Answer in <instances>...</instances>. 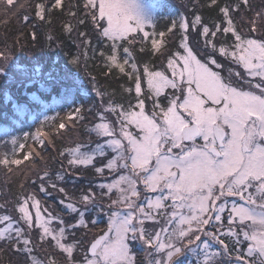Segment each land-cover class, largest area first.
<instances>
[{"label":"snow or ice","instance_id":"1","mask_svg":"<svg viewBox=\"0 0 264 264\" xmlns=\"http://www.w3.org/2000/svg\"><path fill=\"white\" fill-rule=\"evenodd\" d=\"M216 2L211 0L213 5ZM12 3L13 0H7V4ZM240 4L247 7L248 0H240ZM240 4L220 7L222 20L215 23L214 30L203 25L200 16L195 17L191 27L195 31L200 25L199 35L203 38V46L197 50L189 46V25L181 18L179 49L183 51L173 52L162 70L145 63L141 74V66L130 47L123 46V57L120 47L124 42L137 43L139 34L145 39L149 37L146 29L154 27L153 6L145 0H83L85 19L79 23L90 19L98 35L111 42L106 45L110 51L99 53L108 70L106 74L115 69L129 81L134 80V85L124 91L130 97L134 92L135 99L134 103L130 99L127 106L113 100L105 104L106 94L95 89L94 84L100 110L98 122L89 131L99 142L94 147L77 144L59 153L62 158L67 157L69 170L91 167L100 176L107 172L114 177L97 185L101 195L110 200L107 204L110 212L105 213L107 229L91 239L83 264H134L130 241H139L151 250L149 264H177L180 257H194L195 264H218L219 257L230 255L229 243L221 237L234 242L235 264H264V39L245 35L236 27L232 14L239 11ZM61 6L62 0H55L52 8ZM35 15L41 20L45 18L44 4L36 5ZM68 15L75 13L69 11ZM256 16L264 18V13L257 12ZM251 23V32L255 33V21ZM64 31L71 33L73 26L66 23ZM79 36L83 38L87 56L91 42L85 32ZM161 48L153 39V53L160 52L163 56ZM217 56L242 71L229 67L228 75H221L219 69L223 65ZM10 59L0 52L3 61L0 75H4ZM70 63L78 65L79 57H73ZM38 73V69L28 68L16 72L22 81L32 83H38ZM8 100L16 112L26 115L19 97L8 96ZM30 101L35 106L43 103L36 93L30 96ZM48 107L44 105L45 109ZM68 119L74 125L84 120L82 107H76ZM52 120L45 116L40 127L34 133H25L23 140L32 139L41 146L44 140L52 144L50 134L44 130ZM58 127L64 130L66 125L61 122ZM0 131L8 135V129ZM5 143L12 146V155L26 146L19 137ZM8 156L7 152L0 153V164L22 163L18 159L9 160ZM27 159L29 155L25 154L24 160ZM38 179L40 193L46 195L47 189L52 188L63 194L60 203L68 213L78 217L75 223L67 224L61 215L47 208L43 209L45 216L37 195L22 193L14 209L18 218L0 215V241L27 254L31 264H42L32 255L35 245L31 233L38 229L41 244L50 240L66 255L68 264H73L78 242H67L68 233L88 228L85 219L88 209H103L92 189L78 198L70 197L57 183L64 180L63 174L58 173L51 183H46L51 180L47 171ZM147 222L158 227L149 230ZM242 242L247 243L243 253L239 247ZM214 244L223 251L214 249Z\"/></svg>","mask_w":264,"mask_h":264},{"label":"trees","instance_id":"2","mask_svg":"<svg viewBox=\"0 0 264 264\" xmlns=\"http://www.w3.org/2000/svg\"><path fill=\"white\" fill-rule=\"evenodd\" d=\"M255 1L248 0L247 7L240 4V0H217L214 5L211 0L163 1L155 11L154 27L147 29L149 37L145 39L142 34H139L138 42L134 45H126L124 42V45L120 47V55L121 57L124 55L123 46H128L137 64L141 66V74L145 63L157 69L166 56H171L173 52L179 50V42L182 39L179 22L184 10L183 13H186L189 23H192L196 16H200L203 25L213 28L215 23L222 20L220 7L240 4L239 11L232 15L236 26L245 28L246 22L249 21V10L258 8ZM38 3L45 5L43 20L35 15ZM54 3L55 0H13V3L9 5L7 0H0V52L9 55L10 60H15L21 67L42 66L36 77L38 83L21 80L9 82L8 75H0V130L8 129V135L0 131V153L7 152L10 155L13 151L12 146L5 142L12 137H19L26 145L18 151L17 155L23 163L20 165L22 169L26 164H30L31 158L24 160L25 154H29L31 149L38 148L37 143H34L32 139L24 141L23 137L25 133H34L45 116L53 118L44 128L49 134L60 131L58 125L61 122L67 127L69 125L68 115L73 113L76 107H82L84 120L86 116H93L95 120L97 119L100 99L96 96L94 84L95 89L106 94L105 104L113 100L127 106L130 99L135 101L134 92L130 97L124 91L126 87L134 85V80L129 81L126 76L115 69L106 74L108 70L99 53L110 51V47L106 45H110L111 42L105 41L98 35V30L93 27L90 19H86L84 24L79 23V20L85 19L83 0H62L60 9L52 8ZM69 11L74 12L75 16L68 15ZM25 17L28 18L27 21ZM174 21L176 22L175 27H173ZM66 23L73 26L71 33L64 31ZM169 28H172L171 32L168 31ZM80 32H85L91 42L87 46V56L84 55L85 46L82 43L83 38L79 36ZM160 33L164 35L161 36ZM153 39L162 45L163 56L160 52L153 53ZM141 48L144 49L143 52L140 51ZM77 56L79 64H71L70 60ZM127 70L129 69L126 66ZM33 93L41 96L43 103L40 106H35L30 101ZM8 96L19 97L22 100L26 110L25 116L16 112ZM44 105L49 107L45 109ZM89 108L92 109L91 112L88 111ZM84 120L75 124L82 132L90 127ZM59 147L61 149L62 144H58V149ZM53 163L58 165L57 161ZM17 168L19 167L13 165L5 167L0 164V201H16L21 195L22 183L27 179L23 178L22 173L13 174L14 171L19 170ZM10 173L13 175L10 178L7 176L9 179L6 180L3 175ZM91 173L88 169L85 174ZM86 182L79 181V189L84 188ZM11 246L10 244L6 246V242L0 243V264L6 263L4 256L11 258L7 255ZM138 256L142 257L139 252Z\"/></svg>","mask_w":264,"mask_h":264},{"label":"rangeland","instance_id":"3","mask_svg":"<svg viewBox=\"0 0 264 264\" xmlns=\"http://www.w3.org/2000/svg\"><path fill=\"white\" fill-rule=\"evenodd\" d=\"M166 0H145L146 3L153 6V16H155V11L158 9L160 4ZM255 1V0H253ZM257 3V10L255 8L253 10H249V21L246 22V26H236L241 32H243L245 35H252L255 38L258 39H264V18H258L256 16L257 12L264 13V0H256ZM185 12V10L183 11ZM182 12V18L185 19L189 25V29L187 32L188 35V42L189 46L192 47L194 50H197L203 46V38L200 37L199 32L201 30V26L197 25V29L194 31L191 27L192 23H189V21L186 19V13ZM244 13L242 12V17ZM251 21H255V26L257 31L255 33L251 32L252 23ZM211 28V27H210ZM148 29V28H147ZM146 29V30H147ZM214 30V27L211 28ZM143 35V34H142ZM222 35V34H218ZM229 40H231V35L228 34L227 37ZM171 42V41H170ZM217 43L220 41L217 40ZM180 43V42H179ZM179 51H183L182 49H179ZM170 55L166 56L162 60L161 63L158 65L159 67L155 70H162L166 68V62ZM203 59V56L199 57ZM218 62H220L223 67L219 69L221 72V75L227 76L228 75V68L231 67L236 70L242 71V69H238V67L234 64H231L228 60H225L222 57L217 56L216 57ZM3 61H0V64H2ZM163 63V64H162ZM162 64V65H161ZM42 66L33 65L32 68H28L30 70L35 69H41ZM20 68H27V67H21L19 66L15 60H9L8 65L5 68L4 75H8V81H17L21 80L22 78L16 74L17 70ZM170 75V73H169ZM24 82H27L28 80H23ZM22 81V82H23ZM29 82V81H28ZM145 92L147 91L146 85H144ZM167 91H172L171 89H168ZM163 99V97L161 98ZM135 102V101H134ZM133 102V103H134ZM100 110V106H99ZM148 111H151V102H148ZM110 119L114 120V117H110ZM72 120L68 119L69 125L64 129L60 131H56L52 134H50V138L52 139L53 143L49 144L47 140H44L43 146L37 143V149H31L29 155L30 164H26V166H23L24 168H21V164L19 165H13L14 167H19L18 171H14L13 174L18 175V173H22V176L24 179H27L26 182L23 181L21 186V194H27V193H35L37 197L40 199L41 202V210L42 213L46 216L47 213L43 212V209L47 208L50 211H52L54 214H59L62 216V218L66 221L67 224L75 223V220L78 218L75 214L68 213L66 209H64L63 205L60 203V200L63 198V194L59 193L58 190H53L52 188L47 189V194L39 192V185L40 181L38 177L42 175L45 171H47L51 177V180L46 181V183L55 182L56 175L63 174L64 180L57 182L59 186L64 187L70 197L78 198L82 193H86L89 189H92L97 196V201L100 204L103 211H100L98 209H88L85 212V219L88 222V228H76L68 233V241L67 242H73L76 241L77 246L74 249L73 252V264H83L84 257L87 254V249L89 247V243L92 238L100 235L107 229V223H108V216L105 215V213L110 212V209L107 208V204L110 203V200L107 196L101 195V190L97 187L100 183L104 182H110L111 179L114 177L112 175H109L107 172L104 176H100L95 173L94 169L89 167L87 169L84 168H77L75 170H69L67 165V157L65 156L62 158L59 153L67 148L75 147L77 144L84 145L86 147H94V145L99 142L98 138L93 134L90 133L89 129L94 125V123L98 122V120L94 119L93 116H86L85 122L90 127H87L85 131H80L76 125H72ZM40 139H43L42 137ZM58 144H62V148L58 149ZM18 152H16L15 155H12V153L8 156L9 160L11 159H18L17 157ZM111 153L108 154V158H110ZM57 161L54 164L53 162ZM23 164V163H22ZM61 164V165H59ZM101 161H97V166H100ZM2 165V164H1ZM12 164H9L10 166ZM5 166V165H2ZM6 167V166H5ZM90 169L92 172L91 174L86 175V171ZM12 173L8 175H3L4 178L9 179L12 175ZM9 176V178L7 177ZM29 178V179H28ZM23 179V180H24ZM87 181L84 188L79 189V181ZM35 181V183H33ZM25 184V185H24ZM25 186V188H22ZM112 198L115 199V193L112 194ZM231 199V198H230ZM18 200V199H17ZM17 200H7V201H0V204L4 205L3 208H0V215L8 214L13 216L14 219H17V214L15 213L14 209L16 206ZM78 207L83 209V205H79ZM59 209L60 211L56 210ZM33 216L35 215L33 211ZM225 225H226V216L225 213ZM95 220L96 223L92 224L91 222ZM146 226L149 228V230H152L155 226L152 224V222H147ZM222 239H225L226 243H229V256H221L218 259V264H235V248L233 246L234 242L230 241L227 237H221ZM31 239L34 242L35 248L32 253L34 257H36L38 260L42 261V264H48L49 260L53 261V264H68V258L65 254L61 253L58 249H56L51 243L50 240H46L41 244L39 241V230L34 229L31 233ZM0 243H5V241H0ZM130 251L134 258V264H149V261L152 259L151 256L148 255V253L151 251L150 249H147L141 242L139 241H130ZM4 245V244H3ZM9 246V244L6 242V246ZM241 249V252L243 253L247 249V243L242 242V244L239 246ZM214 249H220L219 245L214 244ZM7 255L11 256V258L5 257V264H31V261L28 260L27 254H23L20 252H17L14 250L13 246L8 249ZM222 252L223 250L220 249ZM138 252L142 255V257L138 256ZM3 256V255H2ZM24 257V261H23ZM140 259L138 261V259ZM247 259H254L251 257H246ZM1 259V257H0ZM192 261V264H195V258L194 257H180L177 260V264H189V262Z\"/></svg>","mask_w":264,"mask_h":264}]
</instances>
